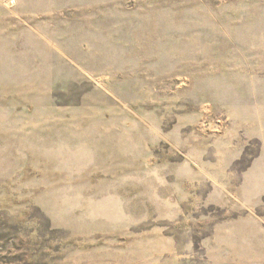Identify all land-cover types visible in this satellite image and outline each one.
Returning <instances> with one entry per match:
<instances>
[{
  "label": "rangeland",
  "instance_id": "rangeland-1",
  "mask_svg": "<svg viewBox=\"0 0 264 264\" xmlns=\"http://www.w3.org/2000/svg\"><path fill=\"white\" fill-rule=\"evenodd\" d=\"M0 264H264V0H0Z\"/></svg>",
  "mask_w": 264,
  "mask_h": 264
}]
</instances>
